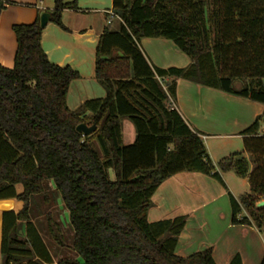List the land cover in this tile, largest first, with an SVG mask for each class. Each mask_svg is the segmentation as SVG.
<instances>
[{
    "label": "trees",
    "instance_id": "16d2710c",
    "mask_svg": "<svg viewBox=\"0 0 264 264\" xmlns=\"http://www.w3.org/2000/svg\"><path fill=\"white\" fill-rule=\"evenodd\" d=\"M6 5L0 0V16ZM66 9L77 5L56 0L50 13L64 31ZM113 12L119 28L105 30L96 56L95 80L106 96L77 110L67 98L81 75L50 62L40 20L13 27L14 68L0 65V201L17 200L21 208L3 213L4 264H53L30 216L35 197L48 201L50 184L69 214L77 256L58 264H216L212 248L186 258L175 253L185 216L148 220L154 194L181 173L209 176L226 190L222 172L248 178V195L228 193L231 223L264 228V207L256 206L264 200V112L240 133L250 161L234 153L216 165L202 133L176 107L178 80L264 107V0H113ZM145 39L170 42L191 64L154 66L141 47ZM124 120L136 131L130 145L122 142ZM81 124L97 130L84 136ZM47 222L65 247L61 227ZM23 224L32 227L27 241L19 239ZM230 264H243L240 255Z\"/></svg>",
    "mask_w": 264,
    "mask_h": 264
},
{
    "label": "crops",
    "instance_id": "0c3cea01",
    "mask_svg": "<svg viewBox=\"0 0 264 264\" xmlns=\"http://www.w3.org/2000/svg\"><path fill=\"white\" fill-rule=\"evenodd\" d=\"M55 1L6 0V9L0 16L2 67L13 69L15 65L17 40L13 27L30 25L40 20L44 13L54 10ZM64 3L77 5V10L66 9L62 13V23L68 30L64 31L50 21L42 34V48L51 63L61 67L69 66L81 75L80 80L71 84L67 98L68 107L77 110L87 100L106 96L104 88L95 80L97 48L105 30L116 31L119 26H116L118 19H113L108 24V13L113 12V0H64ZM141 47L154 66L162 69L176 67L173 47L168 41L145 39L141 42ZM145 48L153 50L154 54H147ZM256 104L194 82H177L176 107L186 122L202 133L205 146L216 165L234 154L232 146L226 141L239 140L243 144L240 133L263 114L264 107ZM260 132H264V125ZM130 134L133 138V131L130 130ZM235 153H241L250 161L244 145L243 151ZM221 175L228 190L203 174L181 173L170 178L154 194L148 220L154 223L182 216L187 218L175 250L180 257L186 258L212 248L216 264H230L236 255H240L243 264H262L264 228L259 230L255 226L231 223L232 207L228 193L237 200L248 195L249 180L238 177L233 170L222 172ZM16 188L18 194L23 192L21 186ZM20 208L21 204L17 200L0 201V264H4L3 213L13 211L17 214ZM31 221L33 222L32 219ZM33 227L41 235L53 264L62 261H55L42 236V229L34 222ZM19 228V239L27 241L28 229L32 227L23 224ZM30 247L29 244L28 248Z\"/></svg>",
    "mask_w": 264,
    "mask_h": 264
},
{
    "label": "rangeland",
    "instance_id": "374dc122",
    "mask_svg": "<svg viewBox=\"0 0 264 264\" xmlns=\"http://www.w3.org/2000/svg\"><path fill=\"white\" fill-rule=\"evenodd\" d=\"M119 21L117 20L116 26H119ZM115 25V24H114ZM165 41V40H164ZM170 43V42H169ZM172 45V44H171ZM173 47V58L175 61V65L177 68H186L191 64V60L182 52ZM147 54H154V51L151 49H146ZM149 56V55H148ZM256 104V103H255ZM261 106L260 104H256ZM262 125H264V120L262 121ZM130 130L133 131L134 137H131ZM132 133V132H131ZM261 134H264L261 133ZM136 139V131L133 124L124 120L122 122V142L123 145H130L134 143ZM227 144L231 145L233 151L232 153L238 152L239 150L243 151V144L239 142V140H229L226 141ZM111 180H114V176L110 174ZM48 201L45 200L43 196L35 197L33 202L31 203V219L33 222L42 229V236L48 243L50 251L56 262L63 259H73L76 254L71 251V242H72V228L69 223V214L65 211L58 195L56 194L53 186L50 184V189L47 192ZM248 215V213H246ZM51 217L55 223H57L63 232L64 242L66 244L65 247L59 246L53 239L51 238L48 232V222L47 219ZM77 257V256H76Z\"/></svg>",
    "mask_w": 264,
    "mask_h": 264
},
{
    "label": "water",
    "instance_id": "95a60500",
    "mask_svg": "<svg viewBox=\"0 0 264 264\" xmlns=\"http://www.w3.org/2000/svg\"><path fill=\"white\" fill-rule=\"evenodd\" d=\"M51 20V15L50 13H44L42 16H41V19H40V24H41V27L43 29L46 28V26L48 25V23L50 22ZM97 130V127L96 126H92V127H89L85 124H81L77 127V131L79 133H82L84 136H90L91 134H93L95 131ZM258 208H263L264 207V201H261L259 203H257L256 205Z\"/></svg>",
    "mask_w": 264,
    "mask_h": 264
},
{
    "label": "built area",
    "instance_id": "2783aa9c",
    "mask_svg": "<svg viewBox=\"0 0 264 264\" xmlns=\"http://www.w3.org/2000/svg\"><path fill=\"white\" fill-rule=\"evenodd\" d=\"M108 15L110 18V20L108 21V24H111L113 19H117V16L115 15L114 12H109Z\"/></svg>",
    "mask_w": 264,
    "mask_h": 264
}]
</instances>
